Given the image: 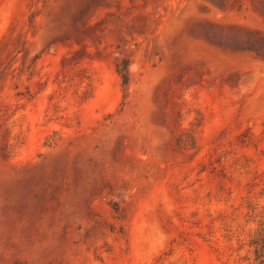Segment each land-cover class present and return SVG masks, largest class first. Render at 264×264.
I'll use <instances>...</instances> for the list:
<instances>
[{
  "label": "rangeland",
  "instance_id": "obj_1",
  "mask_svg": "<svg viewBox=\"0 0 264 264\" xmlns=\"http://www.w3.org/2000/svg\"><path fill=\"white\" fill-rule=\"evenodd\" d=\"M0 264H264V0H0Z\"/></svg>",
  "mask_w": 264,
  "mask_h": 264
},
{
  "label": "trees",
  "instance_id": "obj_2",
  "mask_svg": "<svg viewBox=\"0 0 264 264\" xmlns=\"http://www.w3.org/2000/svg\"><path fill=\"white\" fill-rule=\"evenodd\" d=\"M117 73L119 74L120 78H121V84L123 87H125L128 84L129 81V73H128V68H127V64H124L122 66H118L116 67Z\"/></svg>",
  "mask_w": 264,
  "mask_h": 264
}]
</instances>
